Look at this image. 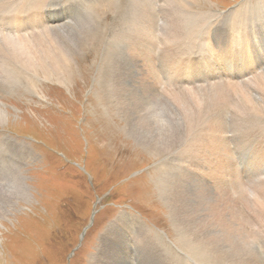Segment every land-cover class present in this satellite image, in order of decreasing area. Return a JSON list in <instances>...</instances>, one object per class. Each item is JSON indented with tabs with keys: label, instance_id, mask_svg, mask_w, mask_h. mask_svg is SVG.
Masks as SVG:
<instances>
[{
	"label": "rangeland",
	"instance_id": "rangeland-1",
	"mask_svg": "<svg viewBox=\"0 0 264 264\" xmlns=\"http://www.w3.org/2000/svg\"><path fill=\"white\" fill-rule=\"evenodd\" d=\"M260 2L262 5L264 0H195L190 14L221 22L220 39L239 8ZM69 3L73 0H55L60 6ZM72 8L66 10L69 26L63 36L67 48L71 46V69L59 75L56 51L44 60H25L23 66L13 57L10 77L0 80V107L6 115L0 120V264H92L102 250L107 259L98 264H115L136 253L160 264L163 260L165 264H185L191 254L179 244L177 219L162 195V184L168 180L160 177L164 159L144 149L128 132L126 119L117 111L108 87L113 59L116 72L127 74V85H132L127 52L111 39L127 6L124 0L115 4L82 0ZM54 9L59 8H49L47 14ZM254 48L256 54H249L250 60L264 63V37L255 39ZM224 51V60L215 61L213 68L239 73L234 55ZM112 52L116 56L111 57ZM200 58L206 61L205 56ZM210 71L203 62L200 74ZM263 81H256V88ZM170 84L167 87L172 89ZM111 91L113 95L112 85ZM159 100L154 112L172 120L173 108ZM240 100L235 104L239 106ZM252 100L247 97L244 101L251 105ZM165 105L172 108L170 112ZM177 121L174 124H181ZM228 141L233 147L230 158L223 160L226 166L235 163L238 155L248 174L264 170V162L247 150L240 153L236 137ZM216 166L214 172L182 173L181 185L201 194L210 187L206 182L214 181L216 172L221 171L217 162ZM220 187L225 199L226 186L223 183ZM248 215L252 214L245 212L247 220ZM256 243L264 249L262 232Z\"/></svg>",
	"mask_w": 264,
	"mask_h": 264
},
{
	"label": "bare ground",
	"instance_id": "bare-ground-1",
	"mask_svg": "<svg viewBox=\"0 0 264 264\" xmlns=\"http://www.w3.org/2000/svg\"><path fill=\"white\" fill-rule=\"evenodd\" d=\"M44 1L0 0V80L10 77L13 57L23 66L25 60H44L56 51L60 59L59 75L71 69V46L68 49L63 38L69 26L66 10L82 0H73L68 6L55 4V0H49L44 6ZM103 1L115 4L117 0ZM194 2L124 0L126 15L111 39L127 52L132 85H127V74L116 72L113 59L108 87L117 111L126 119L128 132L144 149L164 159L160 177L168 180L162 184V195L168 200L172 217L177 219L179 244L191 254L185 264H264L261 259L264 249L256 243L261 232L264 236V170L248 174L244 160L238 155L235 163L229 166L223 163L230 158L229 151L233 147L228 143L229 137H236L240 153L247 150L260 163L264 162V81L260 88L257 84L260 91L256 88V81L264 79L261 69L264 63L253 64L250 60V55L256 54L255 39L264 37V2L239 8L229 25L224 26L225 37L220 39L221 22L192 16L190 7ZM27 8L29 12L24 11ZM49 8L59 9L49 15ZM203 20L204 23H200ZM85 21L90 23L88 19ZM224 49L236 58L239 73L213 68L215 61L224 60ZM110 56H116V52ZM201 56H205L206 68L211 69L204 76L200 74ZM168 83L172 84V89L167 87ZM247 97H251L254 104H246ZM158 99L173 108L170 112L172 108L165 105L173 122L154 112ZM239 99L242 103L240 100L238 106L235 103ZM5 118L0 107V120ZM177 119L181 124H174ZM216 162L221 171L216 172L214 181L206 182L210 187L201 194L192 193L181 185L182 173L196 174L203 169L214 172ZM223 183L227 190L225 199L220 192ZM213 195L215 201L209 205ZM239 205L244 210L241 211ZM247 211L252 214L247 216L248 220ZM105 259L102 250L92 264ZM119 261L115 264H131L130 261L160 264L152 258L150 263L139 253Z\"/></svg>",
	"mask_w": 264,
	"mask_h": 264
},
{
	"label": "water",
	"instance_id": "water-1",
	"mask_svg": "<svg viewBox=\"0 0 264 264\" xmlns=\"http://www.w3.org/2000/svg\"><path fill=\"white\" fill-rule=\"evenodd\" d=\"M92 222H93V219H92ZM91 224H92V223H91ZM91 224H90V226H91ZM90 226H89V227H90ZM89 227H88V228H89ZM88 228H87V229H88ZM87 229H85V231H86ZM85 231H84V232H85ZM83 236H84V235H83Z\"/></svg>",
	"mask_w": 264,
	"mask_h": 264
}]
</instances>
